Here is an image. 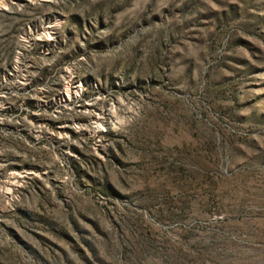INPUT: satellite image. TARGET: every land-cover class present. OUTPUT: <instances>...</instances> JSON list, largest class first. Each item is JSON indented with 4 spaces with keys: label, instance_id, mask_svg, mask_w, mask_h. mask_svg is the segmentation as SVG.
<instances>
[{
    "label": "rangeland",
    "instance_id": "rangeland-1",
    "mask_svg": "<svg viewBox=\"0 0 264 264\" xmlns=\"http://www.w3.org/2000/svg\"><path fill=\"white\" fill-rule=\"evenodd\" d=\"M0 264H264V0H0Z\"/></svg>",
    "mask_w": 264,
    "mask_h": 264
},
{
    "label": "bare ground",
    "instance_id": "bare-ground-1",
    "mask_svg": "<svg viewBox=\"0 0 264 264\" xmlns=\"http://www.w3.org/2000/svg\"><path fill=\"white\" fill-rule=\"evenodd\" d=\"M81 84V83H80ZM80 84H77L76 81L74 80L71 87L74 90V93L77 91V89L80 87Z\"/></svg>",
    "mask_w": 264,
    "mask_h": 264
}]
</instances>
